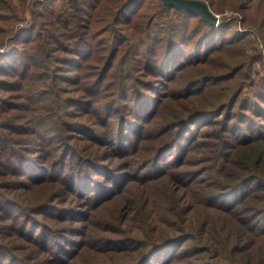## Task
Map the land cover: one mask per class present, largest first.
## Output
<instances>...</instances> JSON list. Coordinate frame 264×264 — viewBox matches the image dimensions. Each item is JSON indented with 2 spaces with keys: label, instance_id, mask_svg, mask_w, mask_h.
Masks as SVG:
<instances>
[{
  "label": "trees",
  "instance_id": "16d2710c",
  "mask_svg": "<svg viewBox=\"0 0 264 264\" xmlns=\"http://www.w3.org/2000/svg\"><path fill=\"white\" fill-rule=\"evenodd\" d=\"M230 1L244 29L164 0H34L22 24L27 0H0V264H71L85 247L136 249L90 264H264V0ZM210 91L219 102L197 106ZM168 97L186 107L162 117ZM196 147L224 181L213 166L197 202L171 184L156 192L171 206L140 202L152 181L198 184ZM191 218L203 236L179 226Z\"/></svg>",
  "mask_w": 264,
  "mask_h": 264
},
{
  "label": "rangeland",
  "instance_id": "374dc122",
  "mask_svg": "<svg viewBox=\"0 0 264 264\" xmlns=\"http://www.w3.org/2000/svg\"><path fill=\"white\" fill-rule=\"evenodd\" d=\"M15 3L17 5H20L21 3V0H15ZM33 4H34V0H27L26 2V5H25V20L24 21H21L20 23H25V24H29L28 22L31 20L32 16H33ZM210 5V4H209ZM217 7L219 8L220 10L223 8V12H216L214 11L212 8V10L217 14L219 15V17H221V15H224V16H232V15H238L239 19H237V27H239L240 29H244V26L242 25L241 23V20L243 19V14L244 12H239V11H236V10H231L229 9L231 6H232V2L229 0H214V7ZM225 6L229 7V8H225ZM211 7V6H210ZM19 23V24H20ZM260 42V41H259ZM1 50L4 49V47H0ZM211 69L210 67H207L205 66V69ZM116 70V69H115ZM66 69L64 67V70L63 72H65ZM68 86H71V88H74V85L73 83H68ZM175 88H173V91H175ZM8 94L9 92L6 91V90H3L1 87H0V96L1 94ZM81 92H63L64 96H70V95H77ZM104 93V92H103ZM102 93V94H103ZM14 94H19V93H14ZM208 96H203V97H200L201 99L198 101L197 103V106L200 105V107H205L206 105H210L211 103L214 104V103H218L219 100V96H220V92H216V91H210L208 92ZM2 97V96H1ZM16 102H18L19 100V97H14L13 98ZM184 103H188L189 106L192 105V103L190 102L189 100V97L187 98H184L182 99ZM3 105V103L0 102V105ZM5 104V103H4ZM164 111L162 113V117H164L165 115L167 114H171L173 112H175L176 110H180V109H185V105L184 106H181L179 105L177 108H176V105H172L171 104V99L168 97L167 101L165 102V105H164ZM85 114H83L84 116ZM17 120V119H16ZM205 122V121H204ZM75 132V131H74ZM77 133V132H76ZM215 134V133H213ZM214 136V135H213ZM210 138V137H208ZM211 141H214V142H217L218 140L217 139H210ZM90 142V141H89ZM74 143L75 144H78L80 146H83L85 143H88V139L87 138H81V139H78V138H75L74 139ZM88 146H91L90 149L93 147L94 148V152L96 153H101V147L103 148H109L108 145H98V144H94L92 143V145L88 144ZM204 146V145H203ZM207 148H210L207 146ZM208 150L210 149H200L199 147H196L194 148V152L191 153V149L188 151L187 155H185V160L184 161H187L189 163V167H185V168H192V169H200V168H206L204 169V171L200 174V176L198 177H194V182H197L198 184L196 183H193V182H190L189 184H183L181 183V179L180 180H172V179H168V178H163L161 180H157V181H152L150 183H146L144 184V186L142 187H146L145 188V196L141 197L140 198V202H143L145 200V197L149 196L151 199H150V206H159V207H163V208H166V207H169L172 205V203L174 204V198L172 197H169V198H166V192L167 190L165 189H162L163 187L166 188V186L168 184H171L173 186V188H180L179 189V192H180V198L183 197V195L181 194V191H192V193L194 194V199H195V202H197V199L200 197V196H197L196 193L198 192H204V191H201V188L202 186V183L204 182H200V181H197L200 178H203V180H208L209 181H214V170H213V166L216 168V172L218 173L217 176H219L221 179L220 180H225V178L222 176V172L224 171V169H220L216 166V163L215 165H213L214 163V160H213V157H210V154L208 152ZM173 152V153H172ZM172 153V154H171ZM169 155H174L176 156V150L174 151H171ZM110 159H112L113 161L115 160V157L112 156ZM184 167V166H183ZM193 174H189L186 177L185 180L189 181L191 180ZM172 180V181H170ZM186 181V182H187ZM54 184H51V187L53 186ZM190 186V187H188ZM47 188H43L41 190H39V192H37L36 190L34 191H31L29 192V195L27 194H24V195H21V194H18L17 192H21L20 190H15L13 192H15V195H17L20 199L26 201L27 203L29 202V200L31 198H41V197H44L47 195ZM132 191V193H128V195L130 197H133L135 192H136V188L132 187L130 189ZM160 190H164L166 192H162V195L159 197L158 193H156ZM137 197V195H136ZM129 199V198H128ZM250 199H253L252 197ZM123 200H126L124 198H122L121 200H119V202H122ZM34 203V202H33ZM100 212L102 213L103 217H105V214L108 212V209L107 208H104V209H101ZM159 212V211H158ZM212 215L213 217H218L217 215V211L215 210H212ZM158 215V214H157ZM194 216V215H192ZM217 219H213V222L212 224L215 226V223H216ZM116 222H120V221H116ZM178 223H179V226L181 228H192L194 230H198L199 231V235L197 236H203L204 232L202 230V225H200L199 221L198 222H194V220L191 218L189 219L187 222H184V219H181V220H178ZM191 224H193V227H191ZM174 227H177V224L176 226ZM98 228V227H97ZM99 232H101L102 234L104 233H110L109 231H105L103 230L101 227L99 228L98 230ZM105 235V234H104ZM141 235L143 236L144 233H141ZM134 236H137V237H140L139 235H134ZM14 242H18L19 239L17 237H15L13 239ZM130 245H136V243H130ZM134 247H130L129 250L127 252L125 251H122V250H119V249H102V250H92V249H89V247H85L84 248V251L79 255V256H75L76 258L71 262V264H90V263H93V262H100L98 261L99 258H101L103 261H107V258L109 255H112L114 256L116 259L115 260H112L108 263H113V262H127L125 260H128L130 258H132L133 254H136V249H133ZM188 260H189V256H186L185 259H183V261L179 262L180 264H188ZM103 263V262H101ZM106 264V263H104Z\"/></svg>",
  "mask_w": 264,
  "mask_h": 264
},
{
  "label": "water",
  "instance_id": "95a60500",
  "mask_svg": "<svg viewBox=\"0 0 264 264\" xmlns=\"http://www.w3.org/2000/svg\"><path fill=\"white\" fill-rule=\"evenodd\" d=\"M169 5H174L178 8H188L203 15L208 21L213 24L220 22V17L210 7L206 0H164Z\"/></svg>",
  "mask_w": 264,
  "mask_h": 264
}]
</instances>
